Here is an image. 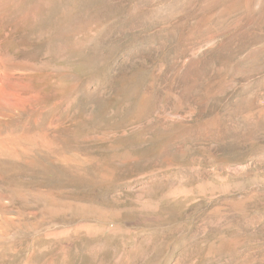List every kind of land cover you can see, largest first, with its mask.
Returning <instances> with one entry per match:
<instances>
[{
	"label": "rangeland",
	"instance_id": "374dc122",
	"mask_svg": "<svg viewBox=\"0 0 264 264\" xmlns=\"http://www.w3.org/2000/svg\"><path fill=\"white\" fill-rule=\"evenodd\" d=\"M0 264H264V0H0Z\"/></svg>",
	"mask_w": 264,
	"mask_h": 264
}]
</instances>
